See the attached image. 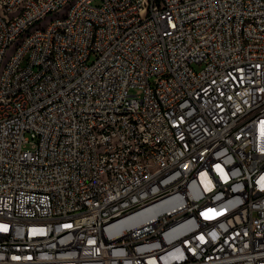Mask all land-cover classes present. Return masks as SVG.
<instances>
[{
    "label": "built area",
    "instance_id": "2783aa9c",
    "mask_svg": "<svg viewBox=\"0 0 264 264\" xmlns=\"http://www.w3.org/2000/svg\"><path fill=\"white\" fill-rule=\"evenodd\" d=\"M16 1L0 63L67 3L0 7ZM17 51L0 77V264H264V0H83Z\"/></svg>",
    "mask_w": 264,
    "mask_h": 264
},
{
    "label": "bare ground",
    "instance_id": "6f19581e",
    "mask_svg": "<svg viewBox=\"0 0 264 264\" xmlns=\"http://www.w3.org/2000/svg\"><path fill=\"white\" fill-rule=\"evenodd\" d=\"M35 2H43V0H35ZM83 0H67L66 4H60L59 10H53V8H45L43 11L36 17L31 20V25L27 26L26 30H18L17 37H13L9 40H6L5 44V55L1 57L0 63V77L6 75L7 70L10 69L11 63L16 62L18 58V51L21 47L28 44V37H35L37 29L31 32V29L39 24L45 17L58 13L61 9L67 7L65 14H69L70 11H73L75 8H79L82 5ZM23 11V1H16L14 4H11V10H8L7 7H0V18H9V20H20V13ZM140 15H147V7H140ZM64 22V16L60 19H56L51 23ZM48 29V26L45 28ZM45 29H38V32H45ZM18 42V44H17ZM15 49L12 57L5 63V57L8 49L14 44ZM29 67V58H22L20 60V71H27ZM118 116H121L122 121H130V111L125 109H118ZM109 138L112 141H119V132L116 130H109ZM159 167V160H147V169H155Z\"/></svg>",
    "mask_w": 264,
    "mask_h": 264
},
{
    "label": "rangeland",
    "instance_id": "374dc122",
    "mask_svg": "<svg viewBox=\"0 0 264 264\" xmlns=\"http://www.w3.org/2000/svg\"><path fill=\"white\" fill-rule=\"evenodd\" d=\"M68 8H69V5L67 7L61 9L58 13H54V14H51V15L45 17L39 24H37L36 26H34L31 29V32H33L37 28L38 29H45L48 26V21H49V23H51L52 21H54L56 19L62 18L64 16V14L66 13ZM17 44H18V42H17ZM17 44L14 43L8 49L5 60H4L5 63L12 57V55L14 53L15 45H17ZM90 62H92V60H90ZM193 68H194V70L198 71L202 68V66H194ZM135 94H138V93H135Z\"/></svg>",
    "mask_w": 264,
    "mask_h": 264
}]
</instances>
